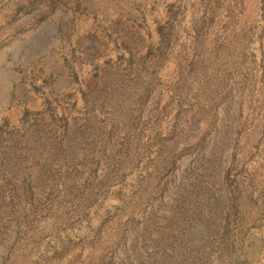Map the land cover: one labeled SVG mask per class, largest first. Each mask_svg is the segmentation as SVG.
<instances>
[{"label": "rangeland", "instance_id": "rangeland-1", "mask_svg": "<svg viewBox=\"0 0 264 264\" xmlns=\"http://www.w3.org/2000/svg\"><path fill=\"white\" fill-rule=\"evenodd\" d=\"M0 264H264V0H0Z\"/></svg>", "mask_w": 264, "mask_h": 264}]
</instances>
